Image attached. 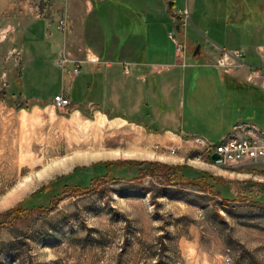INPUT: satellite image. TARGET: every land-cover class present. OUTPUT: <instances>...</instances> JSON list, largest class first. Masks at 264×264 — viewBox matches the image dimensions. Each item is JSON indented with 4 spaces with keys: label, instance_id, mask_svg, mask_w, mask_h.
Segmentation results:
<instances>
[{
    "label": "rangeland",
    "instance_id": "374dc122",
    "mask_svg": "<svg viewBox=\"0 0 264 264\" xmlns=\"http://www.w3.org/2000/svg\"><path fill=\"white\" fill-rule=\"evenodd\" d=\"M175 5L185 7L186 0ZM21 29L0 33V264H264V160L217 167L200 139L174 150L133 126L112 127L96 106L71 101L80 85L58 67L62 51L69 55L60 40L44 48ZM50 30L58 33L56 22ZM154 30L160 40L153 45L177 52L161 25ZM182 41L177 54L185 56L193 44ZM148 54L158 57L150 49ZM221 63L219 54L209 59L227 74L249 67L246 58L242 67ZM196 68L187 72L186 84L207 85L203 93L215 98L219 77ZM63 92L71 105L56 109L53 98ZM188 98L186 90V104ZM196 120L185 115V130L212 145L235 126L207 128ZM172 125L161 121L156 128ZM115 149L163 158L83 157L41 174L76 152Z\"/></svg>",
    "mask_w": 264,
    "mask_h": 264
},
{
    "label": "crops",
    "instance_id": "0c3cea01",
    "mask_svg": "<svg viewBox=\"0 0 264 264\" xmlns=\"http://www.w3.org/2000/svg\"><path fill=\"white\" fill-rule=\"evenodd\" d=\"M37 1L0 0V33L20 26L32 42L37 40L46 48L58 46V39L69 56L87 60L76 76L72 66H66L63 76L80 85L76 97L67 95L76 106H96L100 115L113 120L112 127L133 126L153 137L150 142L174 150L195 139L206 141L204 135L185 130V115L189 122L200 118L207 128L215 124L214 128L226 130L248 124L264 133V0H186L185 7H176L172 0L170 8L166 0L158 4L148 0H41L42 5ZM63 16L67 18L65 39L50 30V23ZM156 24L168 35L173 29L179 41L186 38L193 49L180 56L171 48L153 45L160 40ZM149 49L158 57L150 56ZM221 49L245 50L248 69L227 74L211 66L209 59ZM189 57L195 59L190 66ZM196 67L213 70L219 77L222 89L215 98L203 93L207 85L186 84L187 72ZM161 121L173 125L157 129ZM137 136L143 139L144 135Z\"/></svg>",
    "mask_w": 264,
    "mask_h": 264
},
{
    "label": "built area",
    "instance_id": "2783aa9c",
    "mask_svg": "<svg viewBox=\"0 0 264 264\" xmlns=\"http://www.w3.org/2000/svg\"><path fill=\"white\" fill-rule=\"evenodd\" d=\"M181 16L188 17L186 12H179ZM56 29L65 39L67 34V18L63 16L57 23ZM170 39L174 42L177 52L183 51V44L176 38L174 33H170ZM221 65L224 68H236L243 66V60L246 58V52L243 49L219 51ZM58 67L62 71L66 66L71 65V73L76 76L87 60H73L69 55L62 51L59 56ZM227 61L231 64H227ZM71 105L69 99L63 95H56L53 98V106L56 109H65ZM204 147L206 157L211 164L217 167L229 166L232 164H241L251 160H264V133L252 125L238 124L232 128L231 134L224 137L217 145L209 144L198 140ZM216 154L217 159L211 160V156ZM226 264H231V260L226 259Z\"/></svg>",
    "mask_w": 264,
    "mask_h": 264
},
{
    "label": "bare ground",
    "instance_id": "6f19581e",
    "mask_svg": "<svg viewBox=\"0 0 264 264\" xmlns=\"http://www.w3.org/2000/svg\"><path fill=\"white\" fill-rule=\"evenodd\" d=\"M138 140H139L138 143L144 144L143 139H138ZM135 142H136V140H135ZM84 147H85V145H84ZM106 155L109 156V157H112V158H126V159L144 158V159H147V160H154V159H162L163 158L161 155H157L155 152L148 151V150H143V149L142 150H140V149H133V150H130V149H124V150L115 149V150H112V151H110L108 153H102L100 151L76 152L71 157H68L66 159H59L57 161H54L50 166L48 164L49 167L47 169H45V170L43 169L44 171L41 174H45V173H47L48 171H50L52 169L59 168V167L65 165L66 162H68V161H71V163H72L73 161H75L77 159H82L83 157L84 158L85 157H87V158L88 157L89 158H101V157L106 156ZM32 179H33V177H32ZM27 181H28V178L24 182H27ZM19 188H20V185L17 187V189H19Z\"/></svg>",
    "mask_w": 264,
    "mask_h": 264
},
{
    "label": "water",
    "instance_id": "95a60500",
    "mask_svg": "<svg viewBox=\"0 0 264 264\" xmlns=\"http://www.w3.org/2000/svg\"><path fill=\"white\" fill-rule=\"evenodd\" d=\"M168 6H169V8H170V7H171V3H169ZM198 50H199V47H197V49H196L194 55H196V54L198 53ZM217 158H218V156H217L216 154H214V155L211 156V160H215V159H217Z\"/></svg>",
    "mask_w": 264,
    "mask_h": 264
},
{
    "label": "trees",
    "instance_id": "16d2710c",
    "mask_svg": "<svg viewBox=\"0 0 264 264\" xmlns=\"http://www.w3.org/2000/svg\"><path fill=\"white\" fill-rule=\"evenodd\" d=\"M182 177H183V176H182ZM187 180H189V179H187ZM190 181H191L192 183H195L196 180H190Z\"/></svg>",
    "mask_w": 264,
    "mask_h": 264
}]
</instances>
